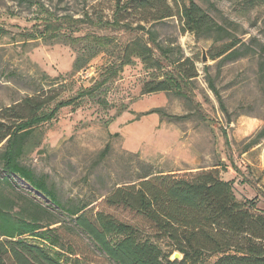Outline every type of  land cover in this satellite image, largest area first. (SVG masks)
I'll use <instances>...</instances> for the list:
<instances>
[{
    "label": "rangeland",
    "instance_id": "obj_1",
    "mask_svg": "<svg viewBox=\"0 0 264 264\" xmlns=\"http://www.w3.org/2000/svg\"><path fill=\"white\" fill-rule=\"evenodd\" d=\"M189 1L169 4L180 9ZM193 2L221 32L196 38L182 30L177 17L147 24L151 36L99 26L112 22L117 0H0V112L37 94L55 97L49 109L57 101L77 98L75 105L60 108L53 119L36 126L20 163L45 177L62 204H89L94 213L135 226L142 237L155 241L153 224L105 203L112 191L138 183L147 173L216 171L238 202L264 212V136L257 139L264 128V0ZM120 14L125 21L133 18ZM63 18L85 23L49 37L27 36L42 30V20ZM92 36L109 38V47L96 51ZM152 40L163 48L162 56ZM235 40L237 58L211 59ZM144 45L152 47L162 68L135 55ZM187 59L198 76L185 88L186 99L172 91H144L145 84L164 80L166 71ZM97 82V91L79 96ZM3 149L4 142L0 155ZM1 166L0 159L1 210L26 222L72 226L58 207L17 177H7ZM59 234L64 248L75 251V256L65 255L71 264H115L81 232L71 235L65 227ZM176 253L172 250L169 260ZM219 257L200 264H213Z\"/></svg>",
    "mask_w": 264,
    "mask_h": 264
},
{
    "label": "trees",
    "instance_id": "obj_2",
    "mask_svg": "<svg viewBox=\"0 0 264 264\" xmlns=\"http://www.w3.org/2000/svg\"><path fill=\"white\" fill-rule=\"evenodd\" d=\"M120 3L121 0H117L112 22H98L99 26L124 32H145L151 36V32L146 30L147 24L177 17L182 22V30L194 33L196 38L202 33L221 32L220 27L193 0L180 9H174L169 0H124ZM122 11L130 13L132 20L125 21L120 14ZM81 23L85 22L68 18L44 19L40 24L42 30L27 36L49 37L62 29H76ZM108 39L92 36L96 51H105L110 44ZM151 43L162 56L163 48L154 41ZM237 43L235 40L222 46L211 59L237 58ZM151 48L144 45V50L138 48L135 55L147 65L160 69L162 62L153 58ZM91 55L93 57L94 53ZM79 63L78 58L76 68ZM197 76L194 64L187 59L174 65L172 71H166L164 80L145 84L144 91H172L186 99L185 88ZM100 86L97 82L82 90L79 96L91 95ZM42 96L27 97L1 110L0 145L4 142L1 167L7 177H17L58 207L72 226L52 227L59 222H26L0 209V237L3 238L0 240V264H71L67 257L75 256V251L71 247L64 248L59 234L65 227L71 235L84 234L115 264H187V260L200 264L214 255L220 257L213 264H264V212L255 211L248 202H238L231 185L222 181L216 171L189 176L147 173L138 183L117 188L106 197L107 205L128 209L153 224L156 241L152 236L142 237L135 226L101 212L94 213L89 204H62L47 179L19 161L36 126L50 121L60 108L75 105L77 101V98L60 100L49 109L55 97ZM263 136L264 128L257 139ZM26 236L36 239L39 244H31ZM159 241L167 244L163 247ZM172 250L182 255V260H169Z\"/></svg>",
    "mask_w": 264,
    "mask_h": 264
},
{
    "label": "water",
    "instance_id": "obj_3",
    "mask_svg": "<svg viewBox=\"0 0 264 264\" xmlns=\"http://www.w3.org/2000/svg\"><path fill=\"white\" fill-rule=\"evenodd\" d=\"M206 58H203L202 59V63H206ZM179 257H180V255L178 254V253H176V254H174V256H173V260H177V259H179Z\"/></svg>",
    "mask_w": 264,
    "mask_h": 264
}]
</instances>
